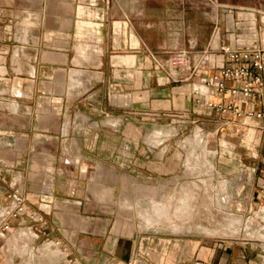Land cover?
I'll return each instance as SVG.
<instances>
[{"label": "rangeland", "instance_id": "1", "mask_svg": "<svg viewBox=\"0 0 264 264\" xmlns=\"http://www.w3.org/2000/svg\"><path fill=\"white\" fill-rule=\"evenodd\" d=\"M109 1L111 17L115 20L117 17L127 16L133 22L139 38L156 57L165 62L175 52L190 50L200 55L206 52L212 63L221 64L223 58L220 57V47L232 44L233 34H236L239 26L245 22L239 15L242 10L253 11L256 15L257 43L264 46V28L261 24L264 0ZM57 3L60 2L0 0V152L8 151L12 154V158L0 157V160L13 165L19 162L18 150L22 149V145L27 148L29 146V149L32 148L30 151H33L40 145L48 146L50 142L54 143L57 152L51 161L44 156L43 163L55 164V174L52 178L53 183L59 186L57 191L64 194L90 189L97 182L94 178L100 176L104 180L103 188L109 190V200L97 197L100 196L99 192H94L97 195L94 198L99 200L98 203L102 201L100 204H103L104 212L110 214L111 233L124 236L120 247L122 251L128 248L131 250L132 264H175L180 256L188 251L193 254L203 247L259 241L262 235L259 237V233L255 234V229L250 228L249 223V219H253L252 211L261 200L259 182L264 171V132L253 127L255 121L247 120L244 123L236 120L231 124L226 120L225 125L221 126L223 120L210 121L205 115L198 116L193 113V106H189L188 110L184 109V114L168 113L167 154L164 160L143 159L139 167L130 161H110L105 164L108 178H103L102 167L96 164L74 165L81 155L77 144H73L71 139L85 138L84 134H79L83 128L78 124L81 122L78 117L70 120L72 123L68 137L62 134L42 143L43 141L36 137L35 140L29 141L19 134L24 126L23 112L29 108L22 105L21 100L28 95L24 84L30 78L27 74L33 72L34 65L30 61L37 51L41 52L40 42L44 38L46 27L50 30L63 19L59 11L57 14L53 10L50 12L49 4ZM74 3L76 7L81 6L78 0ZM228 5L240 8L227 10ZM57 7L59 6L53 9ZM95 8L91 10L96 11ZM230 11L234 15L233 29L229 28ZM77 19L73 16L74 23ZM74 30L72 27L69 35L72 39L75 38L73 47L79 54V42L74 37ZM88 35L94 36L92 33ZM216 38L218 41L220 38L222 44H219L218 48L214 45ZM238 40L239 36L236 34L235 42ZM234 44L232 45H237ZM64 74L56 73V77L65 79ZM59 83L57 82L53 90L55 96L64 93L63 86ZM17 86L18 92L15 91ZM73 92L78 93L76 90ZM117 98L119 97L114 96L112 99ZM52 101L49 110L60 111V121L64 124L67 121L66 104L55 98ZM72 105L74 107L71 111L74 114L81 103ZM14 106L16 112H13ZM43 107L46 108L45 105ZM199 117L204 118L199 121ZM12 127L14 129H9ZM107 136L110 139L108 143H112L113 135ZM81 144L84 148L88 146L86 141ZM83 151L82 155L90 157L89 149ZM101 151L103 155L96 152L94 156L105 157L114 152L112 148ZM122 153L129 156L130 152L122 150ZM32 154L33 152L29 153L26 159L29 160ZM11 173V180L14 179L15 184L19 183L23 173L25 191L33 192V182L29 176L31 171L15 169ZM46 173L45 168L36 171L40 187L47 180ZM160 203L167 205L168 209L174 212H178L179 207L190 209L192 218L197 220L196 224L189 226L190 229L186 231L179 232L168 229L166 225L160 226L158 230L149 228L142 222L140 210L142 213L150 211L152 205ZM197 223L205 227H217L216 233L211 235L206 234L204 230H196ZM252 223L257 222L252 220ZM116 226H119L117 231ZM20 232L22 231H19L17 236L23 237ZM20 241L26 242L24 239ZM46 244H53L61 249L40 236L33 243L34 264H40L41 248ZM61 251L66 257L63 249ZM29 257V253L9 251L5 263L26 264ZM54 261L53 264H67V257L65 260L54 258Z\"/></svg>", "mask_w": 264, "mask_h": 264}, {"label": "crops", "instance_id": "2", "mask_svg": "<svg viewBox=\"0 0 264 264\" xmlns=\"http://www.w3.org/2000/svg\"><path fill=\"white\" fill-rule=\"evenodd\" d=\"M55 1L60 3L49 4L50 12L53 10L57 14L59 11L63 16L62 22L55 24L50 30L46 27L44 38L40 42L41 52L37 51L32 57L30 63L34 65L33 72L27 74L30 78L24 84L28 95L23 97L21 103L29 106L26 112H23L24 126L19 133L24 138L30 141L36 137L45 143L51 141L49 138H57L62 134L67 136L72 123L70 120L78 117L81 121L78 124L83 128L79 134H84L85 138L71 139L73 144H77L81 155L74 165L96 164L102 167L103 178H108L105 164L110 161H130L139 167L143 159L164 160L167 154L168 113L184 114V109L188 110L189 106H193V113L198 116L205 115L210 121L223 120L221 126L225 125L226 120L231 124L237 120L224 115H214L206 108L204 101L199 102L195 97L192 86L203 88V79L217 72L205 62L204 54L193 55L195 72H178L170 76L161 68L167 61L156 57L139 38L133 22L127 16H120L115 20L111 17L109 0H78L81 6L77 7L75 0ZM56 6L59 7L55 9ZM93 7H96V11L91 10ZM237 8L240 7L226 6L227 10ZM239 15L245 22L236 32L239 36L237 42L236 34H233L232 44L236 43L242 48L258 47L256 15L253 11L245 10ZM73 16L78 18L76 23ZM228 21L229 28L233 29L232 11L228 14ZM261 24L264 28V16ZM72 27L75 29L74 37L79 42L77 49L80 55L73 47L75 38L72 39L69 35ZM89 33L94 36H89ZM219 44L221 40L216 38L215 48H218ZM60 72L65 73V79L56 77V73ZM57 82L63 86L64 92L59 96L53 93ZM74 90L78 93L73 92ZM15 91L18 92V86ZM114 96L119 98L113 100ZM53 98L62 100L68 108L65 114L67 121L64 124L60 121V111L49 110ZM77 102L81 103L82 107L73 114L72 104ZM34 105L36 107L33 108ZM13 112H16V108ZM203 118L199 117L197 120L201 121ZM108 134L113 135L110 144ZM83 141L87 142V148L81 147ZM29 148L22 145V149L18 150L19 162L13 165L0 160V202H5L7 194L16 185L26 197L28 207L37 210L47 222L40 234L41 238L60 246L66 253L67 264H129L131 250L128 248L122 251L120 247L124 236L111 233L110 214L104 212V206L100 204L102 201L98 203L99 200L94 198L97 196L94 192H99L100 196L97 197L109 200V190L103 188L104 180L96 176L94 179L97 182L90 189L62 194L57 191L59 186L53 183L55 164L43 163L44 156H47L49 161L54 160L57 152L54 143L49 142L48 146L40 145L33 151ZM106 148H112L114 152L105 157L94 156L96 152L103 155L101 150L105 151ZM84 149L90 150V157L82 155ZM122 150H128L129 156L122 153ZM31 152L32 157L26 159ZM0 157L12 158V154L8 151L0 152ZM41 168L46 169L47 180L40 187L36 171ZM15 169L32 172L29 176L33 182L31 190L34 193L25 191L23 173L19 183L15 184L14 179L11 180V172ZM118 227L116 226V231ZM21 231L22 234L28 233L32 236V241L14 242V238L7 245L6 251L29 253L26 264H34L33 243L36 236L28 229ZM61 249L53 244L44 245L41 248L40 264H53L54 258L65 260ZM260 252L253 243L236 242L203 247L193 254L188 251L183 253L175 264H191L196 260L206 264H264L259 256Z\"/></svg>", "mask_w": 264, "mask_h": 264}, {"label": "built area", "instance_id": "3", "mask_svg": "<svg viewBox=\"0 0 264 264\" xmlns=\"http://www.w3.org/2000/svg\"><path fill=\"white\" fill-rule=\"evenodd\" d=\"M221 50L223 58L221 64L212 63L204 52L205 62L207 61L208 66L217 72L203 79V88L192 86L195 97L199 102L204 101L206 108L214 115H224L244 123L247 120L255 121L253 127L264 131V46L242 48L238 44L236 46L229 44ZM194 54L190 50L175 52L161 68L170 76L178 72H195L196 67L192 60ZM259 185L261 200L252 211L253 219H249L250 228L255 229V234L264 233V171ZM15 187L16 185L7 194L5 202H0V264H6L8 251L5 243L13 233L28 229L36 236L37 241L47 224L37 210L28 207L26 197ZM252 220L257 223L251 224ZM242 243L256 245L261 251L259 256L264 263L262 239ZM193 264L206 263L196 261Z\"/></svg>", "mask_w": 264, "mask_h": 264}, {"label": "bare ground", "instance_id": "4", "mask_svg": "<svg viewBox=\"0 0 264 264\" xmlns=\"http://www.w3.org/2000/svg\"><path fill=\"white\" fill-rule=\"evenodd\" d=\"M71 9V8H70ZM69 9V11H70ZM15 109V108H14ZM122 181V180H121ZM187 197V196H186ZM167 203V202H166ZM171 203V202H170ZM164 204V203H163ZM180 204V201H179ZM172 205V204H171ZM174 206V205H172ZM171 206V207H172ZM185 206V205H184ZM179 207V206H178ZM171 209V208H170ZM140 210V208H139ZM177 210V209H176ZM190 209H187L184 207L181 208L179 207L178 212H174V211H170L168 209L167 205H162V203L160 204H156V205H152V208L150 209V211H146L144 213H142V211L140 210V218L142 220V222H144L146 225H148V227H154L157 228L155 230H158V228L160 229V226H168V229H172L175 232H179V230H183L186 231L187 229H190L189 226H193L196 224V221L194 218H192L191 216V212L189 211ZM193 211V210H192ZM208 214V213H207ZM207 216V215H206ZM152 217V218H151ZM200 217V216H199ZM209 217V216H208ZM206 219V218H205ZM209 219V218H208ZM201 220V219H200ZM141 222V223H142ZM206 222V221H205ZM225 222V221H224ZM208 223V222H207ZM163 224V225H160ZM198 224V223H197ZM210 225V224H209ZM143 226V224H142ZM196 230H204V232L207 234H215L216 233V229L217 227H210V226H203V224H198L196 225ZM142 228V227H141ZM165 228V227H164ZM195 229V228H194ZM165 230V229H164ZM19 231L13 233L12 237L9 238L8 241H6L5 246L7 247V245L9 244V242H11V240H14V242L16 240H21L24 239L26 240L27 243L31 242L32 239L28 233H23L21 234L23 237L17 236ZM202 233V231H200ZM19 235V234H18ZM260 235H262L260 237ZM259 237L260 239H262L264 241V233L259 232ZM17 245V244H16ZM29 245V244H28ZM32 246V245H31ZM51 248V247H50ZM54 252V251H53ZM52 253V252H51ZM57 253V252H55ZM47 258V257H46Z\"/></svg>", "mask_w": 264, "mask_h": 264}]
</instances>
